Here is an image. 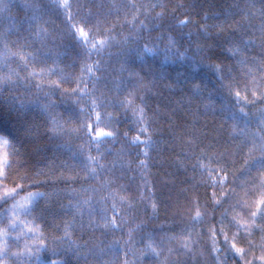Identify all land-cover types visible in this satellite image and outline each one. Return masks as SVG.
<instances>
[{
	"label": "snow or ice",
	"instance_id": "1",
	"mask_svg": "<svg viewBox=\"0 0 264 264\" xmlns=\"http://www.w3.org/2000/svg\"><path fill=\"white\" fill-rule=\"evenodd\" d=\"M157 7L164 9L165 5H138L134 0H21L19 5H15L11 0H0V99L6 102L8 113H15L8 118L16 125L15 135L0 133V264H68L66 259L42 261L41 253L48 252L51 257H56L65 251H73L79 257L85 246L72 240L77 227L81 231L101 227L106 232L123 231L128 224L135 223V213L141 210L147 213L149 200L152 201L153 214L158 212L159 202L148 195L151 189L147 182L138 187L139 198L129 203L124 196L118 197V191L130 192L132 189L123 183L118 189L114 188L115 179L105 175L114 173L117 165L121 176L127 171L142 172L149 167L151 151L159 143L153 138L150 129L153 123L160 120L162 113L157 106L149 115L148 108L150 97L157 94L155 89L166 77L157 74L149 61L160 66L187 64V74L178 73L177 79L165 86L174 89L178 84L184 85L189 104L193 101H209L204 104L205 111L214 108L212 93L204 95L206 85L199 79L201 67H206L216 79L215 91L220 97L216 102L219 105L218 112L225 121H232L229 133L233 141L232 150L226 149L209 157L208 164L203 163L204 150L201 149L199 156H195L197 145L194 141L188 142L193 152L185 155L195 157L193 170H199L201 174L198 186H210L213 189L219 186L224 191L220 199L216 198V192L213 191L211 205L206 200L203 211L197 198L194 215L191 207L187 217H182L180 221L175 220L176 214H173V223L178 231H173L172 235L165 232L161 240L182 241L180 247L186 251L180 253L177 249L168 248L167 252L187 254L195 243L204 241L209 257L204 264H226L228 254L237 258L234 264H264V0H261L259 8L255 0H233L224 13L225 18L213 24H208L209 13L205 11L202 17L204 22L196 29V39L183 43L171 33L179 30L183 34V28L197 23L191 19L188 11L192 6L176 4L167 18L163 11L157 13L153 19L162 23L153 28L144 20H139V14H144L147 19L148 9ZM16 8L25 15L22 20L10 22L12 11ZM251 9L256 11L250 12ZM180 10L186 15L185 19H179L176 15ZM257 12L260 17L258 26L252 22ZM121 13L124 15L123 20H120ZM113 14L121 29L131 26L128 34L121 33L122 39H118L115 34L116 24L102 27ZM129 15L131 20L127 19ZM155 27L160 29V34L156 37L149 35L142 44L143 33L150 34ZM210 29L215 30L216 36L227 38L229 32L234 35L220 41L211 40L213 33ZM187 35L191 38L193 32L190 30ZM56 39L61 44L66 39L72 43L75 56L71 63L65 64L63 53L50 47V40L54 42ZM162 40L165 41L163 47L159 43ZM37 44L40 47H36ZM251 46L259 48V56L245 55ZM216 47L229 53L233 59L240 56L237 63H251L252 66L240 76L234 74L231 63H224L214 50ZM112 48L118 51L114 54ZM106 51L108 59L104 60L102 57ZM128 53H134L135 59L145 65L144 74L129 67L125 58ZM94 55L97 59L93 61ZM113 55L117 57L118 68L110 66ZM77 60L78 72L75 71ZM109 71L114 74L110 81L103 75ZM102 80L107 92L101 91L97 96L98 85ZM17 92L20 94L17 95ZM57 93L62 100L71 101V111L66 118L55 111L57 101L54 97ZM32 106L39 108L44 117V131L51 138L62 139L71 135L81 140L70 157L75 163L70 164L67 160L57 163L53 159L46 165L47 173L43 169L34 170L31 163L33 142L40 134V125L28 118L27 112ZM108 109L131 113L138 134L127 143L129 149H139L135 159L131 158V151L123 146L116 153L103 146L108 140L114 143L120 136L118 129L105 132L98 128L101 124L110 127L113 123H120L118 116L114 118ZM214 111L217 109L214 108ZM253 121L256 122L255 130L252 129ZM124 136L127 141V131ZM142 136L145 138L141 139ZM58 147L67 148L69 145L66 142ZM5 148L8 150L4 151ZM93 148L96 155H92ZM109 155L114 157L112 168L102 162ZM125 156L129 159L125 160ZM237 157L244 161L239 169L235 168ZM213 163L217 167H211ZM57 169H60V177L64 178L66 188L41 191L42 182L36 177L51 175ZM205 171L208 172L210 184L204 179ZM66 172L71 175L65 177ZM229 176L232 177L230 188L227 187ZM77 181L80 183L79 188L68 187ZM93 181H99L100 186H93ZM238 188L244 190L243 200L236 198ZM61 193L67 195V204L63 203ZM256 193L260 194L259 199L255 200V210H251L248 197H254ZM55 198H60L59 207L65 217L70 218H61L48 211ZM232 200L234 202L229 204ZM125 204H128L127 209ZM209 207L211 212L207 211ZM218 209L223 211L217 218ZM237 209L247 215L250 222H242V217L238 215L229 220V211ZM109 213L112 214L111 219ZM97 217L103 224L98 223ZM143 223L141 219L135 223V227L128 228V245L143 244L140 256H154L156 264H186L184 261L171 260L169 256L161 260L164 249L158 250V247L153 246V236L143 231ZM209 224L206 230L205 226ZM197 225L200 227L197 228ZM233 227L236 231L230 238L228 232ZM242 230L244 236L241 235ZM47 231L53 233L51 247L46 243ZM257 232L260 234L259 244L249 239L246 247L238 246V241L245 236L252 237ZM220 236H223L224 248L218 246ZM22 239L25 241L23 246L20 244ZM119 244L120 241H113L109 251H119ZM257 247L261 253L259 257L255 255ZM250 251L253 253L251 259L248 258ZM221 252H224L223 257ZM103 254V249L98 254L95 248L89 249L84 255L85 264L88 255H96L98 259ZM124 264L132 262L125 260Z\"/></svg>",
	"mask_w": 264,
	"mask_h": 264
},
{
	"label": "trees",
	"instance_id": "2",
	"mask_svg": "<svg viewBox=\"0 0 264 264\" xmlns=\"http://www.w3.org/2000/svg\"><path fill=\"white\" fill-rule=\"evenodd\" d=\"M118 2V0H117ZM138 5H150L153 3H163L165 5L164 9L157 7L155 9H148V17L145 18L144 14H139V20H144L146 24L150 28H153L155 25L162 23V21L154 20L156 14L163 11L165 13V17H168V13L171 12V9L174 5L184 3L186 6L191 5L192 7L188 9L191 13V19L194 22H197L193 25H189L188 27L183 28L180 33L179 30L173 31L171 34L176 36L178 40L182 43L185 41H191L196 39V29L199 28L200 24L203 23L202 17H204L205 11L209 13L207 18L208 24L216 23L218 20H223L224 13L228 10L229 5L233 3V0H134ZM261 0H255L256 7L259 8ZM11 3L15 5H19L21 0H11ZM251 11H256V9H251ZM24 12L19 8L13 9L12 11V19L10 22H15L22 20L24 17ZM176 15L179 16V19H185L186 15L183 14L182 10L178 11ZM124 19L123 13L120 14V20ZM127 19L131 20V15L127 17ZM138 22V21H137ZM253 24L259 25L260 17L257 12L256 16L253 18ZM25 25L27 24L24 21ZM112 24H116V35L118 39H122L123 34H128L131 29V26H126L121 29L120 24L117 21V17L113 14L109 17L106 24L102 27H111ZM193 32L192 37L190 38L187 34L189 31ZM213 33L211 36V40L220 41L223 39L231 38L234 34L229 32V36L222 37L216 36L215 30L210 29ZM160 34V29L155 27L154 30L149 34L148 32L143 33V40L147 41L149 35L152 37H156ZM167 35V34H166ZM258 36L259 33L257 32ZM14 39V37H13ZM156 42V41H153ZM160 46L163 47L165 41H159ZM50 47H52L55 51H59L63 53L64 63H71L73 57L75 56V52L73 51V45L67 39L61 44L59 39H56L54 42L50 40ZM36 47H40L39 44ZM217 55L224 60L225 64L231 63L234 74L240 76L243 73L248 71V68L251 67V63L239 64L237 61L241 59L240 56L233 59L229 53L220 51L219 47L214 49ZM111 51L115 54L118 49L112 48ZM246 56H259V48L256 46H251L249 50L245 53ZM104 60L108 59L107 51L102 57ZM128 61L129 67L135 71H140L141 74L145 72V65L141 63L139 60L135 59L134 53H128L125 57ZM97 57L94 55L92 60H96ZM117 57L113 55L110 66L118 68L119 65L116 63ZM50 63V61H49ZM152 67L155 69L157 74H162L166 77L165 80L160 81L157 88L155 89L156 95H152L150 97L148 112L151 115L159 106L160 111L162 113L160 120L153 123L150 131L153 134V138L157 140L159 143L155 149L151 151V158L148 161L149 167L144 169L142 172L137 171H127L123 176H121V172L117 165V169L114 173H105L109 179H115L114 188L118 189L119 185L123 183L124 185L129 186L132 191L130 192H119L118 197L124 196L129 203H132L135 199L139 198V191H137L139 186H142L145 182H147L149 188L151 189L148 192V195L151 196L155 201L159 202V210L156 214H153L151 208V200L148 202L147 213L143 210L134 214L135 223H139L141 219L144 221L142 228L146 233H150L153 236L155 241L154 247L163 248L164 254L160 257L161 260L165 258V256H169L171 260H179L184 261L186 264H204V261L207 260L208 252L205 250V242L199 241L195 243L191 252L187 254L177 255L175 252L169 254L167 252L168 248L177 249L180 253H184L186 250L180 247L182 241L176 240H161L162 235L167 232L169 235L173 234V231H178L176 229V225L173 223V214L175 213V220L180 221L182 217H187L189 207L192 208V214L195 212V201L197 198L200 201L201 210L204 209V203L207 200L209 205L212 202V192H216V198L220 199L222 192L224 189H221L217 186L215 189L210 186H198L201 181V174L199 170H193V163H195V157L189 158L186 156V153L193 152L192 145L188 143L190 140L194 141L197 147L195 148V156H199L201 149L204 150L205 155L203 157V163H209V157L218 155L221 152H224L226 149L228 151L232 150L233 141L229 137V133L231 131L232 121H225L223 117L219 114L218 108L219 105L216 103L220 97L218 93L215 91L216 88V79L212 75V73L206 68L201 67V71L199 73V79L203 81L206 85V90L204 95L207 96L209 93H212V101L214 108L217 111H214L213 107L208 108L207 111L204 109V104L209 103V101L205 100L203 102L193 101L191 104L188 103L187 95H186V87L184 85L178 84L176 88L169 89L165 85L170 81L176 80L178 73H186L188 65L187 64H165L160 66L159 64L153 63ZM63 66V65H62ZM15 67V65H13ZM79 69V61H76V69L78 72ZM7 71V69H5ZM97 75H101V73H97ZM106 80H112L114 74H110L109 72L103 73ZM124 76H127V73H124ZM183 80V77H180ZM67 87V85H65ZM110 87V85H109ZM107 92V89L104 87V80L101 81L100 85H98V91L96 93L97 96L100 95V92ZM20 93L17 92V95ZM54 99L57 101L56 112L63 114L66 118L70 111V100H62L60 98L59 93H57ZM108 111H112V115L114 118L118 116L120 123L117 125L113 123L110 127H105V125L101 124L98 128L102 131L108 132L118 129L120 132V136L113 143L111 140H108L104 143L105 148H110L112 152H119L121 147H125L126 150L131 151L133 159H135V153L139 151L137 148H128V141H131L133 137L138 134V130L136 125L132 122L131 113H123L122 111L108 109ZM10 115H15V113H8L6 111V102L3 99H0V133H11L12 135L16 134V125L15 122L9 120ZM29 120L36 121L40 125V134L33 142L34 152L32 155L31 163L34 166V170L39 171L43 169L46 173L48 169L46 165L52 161L53 159L59 163L62 160H67L70 164L75 163L72 159H70L72 152L76 150L77 146L81 143L79 138L74 136H65L62 139H53L50 134L44 131V117L40 113L39 108L32 106L29 108L27 112ZM93 118V123H94ZM67 127V125H65ZM256 122H252V129L255 130ZM127 131V141L125 140L124 133ZM145 137H141L144 139ZM67 144L69 147L60 148L58 145ZM141 148L143 145L140 146ZM8 149L5 148L4 151ZM92 155H96L95 148L92 150ZM113 156L109 155L105 158L103 163L107 164L109 168H112V160ZM125 160L129 159L128 156L124 157ZM143 159V157H140ZM237 164L235 165L236 169H239L241 165H243L244 161L242 158L237 157ZM138 162V161H137ZM215 168L217 165L214 163L210 165ZM135 167V165H133ZM71 175V173H65V177ZM83 174L81 173V176ZM204 179L210 184V180L208 178V172L205 171ZM38 180L42 182L41 191L48 190L52 191L53 189L61 190L65 189V181L64 178L60 177V169H57L51 175H44L36 177ZM103 179V177L101 178ZM232 177L229 176V185L228 188L231 187ZM240 183V181H237ZM93 186L99 187V181H93ZM68 187L79 188L80 183L77 181L76 183L69 184ZM103 193H98L97 195H102ZM259 193H256L254 197H248V203L251 210H255V200L259 199ZM61 197L63 198V203H68V197L65 193H61ZM241 200L245 198L244 190L237 189V197ZM59 199H53L50 208L48 211L57 215L61 218H70L65 217L64 211L59 207ZM191 202V204L189 203ZM234 200L229 201V204L233 203ZM43 204V201L40 202ZM93 204H96V201H93ZM111 205V201H109V206ZM228 205H225L227 207ZM124 207L127 209L128 204H125ZM97 208L99 206L97 205ZM207 211L211 212V207L207 209ZM223 209H218L216 212L217 218L219 217L220 212ZM111 213H109V219H111ZM242 217V222H250L249 217L243 213L239 212V209L236 211H229L228 219L231 220L233 216ZM79 220V217H77ZM207 220L208 218L205 217ZM98 223L103 224V221H100L97 217ZM85 224H87V218H85ZM135 223L128 224L123 231H119L116 233L106 232L102 227L97 229L88 228L85 231H81L79 227H77L76 231L72 235V240L76 242L78 245H84L81 249V255L77 257L73 251H65L61 253L60 256L51 257L50 253L42 252L41 260L45 259H66L68 264H85L84 255L88 253L89 249L95 248L97 254L101 249L104 250V254L99 256L97 259L96 255H88L87 264H124V261H130L132 264H156V258L151 255H145L144 257L140 256L141 250L144 249V245L137 243L135 245H128L126 242L128 240L127 231L129 227H135ZM227 223V222H226ZM219 228V225H216ZM200 225H197L199 228ZM209 225H206L205 228L207 230ZM172 231H169V230ZM236 231L235 227H233L228 235L231 238L232 233ZM47 240L46 243L51 247L52 246V235L53 233L47 231L45 233ZM241 235L244 236L243 230L241 231ZM139 238V237H138ZM251 239L254 243H260V234L257 232L252 237L245 236L243 239L238 241V246H247V241ZM113 241H120L119 251H109V246ZM220 244L218 245L221 248H224L223 244V236L219 237ZM25 241L22 239L20 241L21 246ZM29 244L32 243L31 240L28 241ZM208 245L210 247V241H208ZM65 248L67 245L64 246ZM201 252L204 254L201 255ZM260 249L257 247L255 249V255L257 257L260 256ZM220 255L223 257L224 252H221ZM253 253L250 251L248 253V258L251 259ZM234 258L231 254H228L226 264H234Z\"/></svg>",
	"mask_w": 264,
	"mask_h": 264
}]
</instances>
